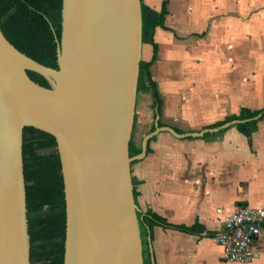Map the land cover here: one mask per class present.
Instances as JSON below:
<instances>
[{"label": "water", "instance_id": "95a60500", "mask_svg": "<svg viewBox=\"0 0 264 264\" xmlns=\"http://www.w3.org/2000/svg\"><path fill=\"white\" fill-rule=\"evenodd\" d=\"M143 0H63L59 67L0 25V221L6 262L31 264L24 128L58 141L67 203L64 264H145L131 156ZM32 69L49 81L34 80Z\"/></svg>", "mask_w": 264, "mask_h": 264}, {"label": "crops", "instance_id": "0c3cea01", "mask_svg": "<svg viewBox=\"0 0 264 264\" xmlns=\"http://www.w3.org/2000/svg\"><path fill=\"white\" fill-rule=\"evenodd\" d=\"M165 1L168 13L165 26L156 28L151 68L161 102L149 90L138 104L135 139L142 140V151L147 144L131 167L139 209L173 224L150 229L149 264H264V221L255 241L260 253L251 261H228L215 239L223 218L238 206H264V116H257L251 134L242 131V119L228 120L246 106L234 109L232 92L222 94L224 105L214 97L198 111L196 80L188 72L196 65V38L204 34L202 0L145 2L160 11ZM154 55V43L146 42L142 60Z\"/></svg>", "mask_w": 264, "mask_h": 264}, {"label": "trees", "instance_id": "16d2710c", "mask_svg": "<svg viewBox=\"0 0 264 264\" xmlns=\"http://www.w3.org/2000/svg\"><path fill=\"white\" fill-rule=\"evenodd\" d=\"M62 10L63 0H0V25L6 36L20 50L46 65L58 68V45L63 30ZM167 13V1L158 11L143 0V40L154 43L155 55L152 60H141L139 80L142 87L146 86L152 91L157 103L161 99L151 68L157 57L156 28L158 25L165 26ZM28 72L34 80L49 86L48 79L41 73L32 69ZM259 114L264 116V108L252 109L245 106L240 114H234L228 120L242 119L238 124L240 129L251 134L258 126ZM141 151L142 148H138L131 141V156ZM24 166L31 264H64L67 203L56 136L36 126H25ZM138 215L141 219L142 235L149 234L150 229L157 224L173 225L153 210L144 212L139 209Z\"/></svg>", "mask_w": 264, "mask_h": 264}, {"label": "rangeland", "instance_id": "374dc122", "mask_svg": "<svg viewBox=\"0 0 264 264\" xmlns=\"http://www.w3.org/2000/svg\"><path fill=\"white\" fill-rule=\"evenodd\" d=\"M202 11L204 34L196 38V65L188 72V79L198 85L194 106L203 111L202 102L214 97L224 105L222 94L232 92L229 100L234 109L244 105L264 108V0H202ZM149 92L139 80L131 138L138 148L143 142L135 139L137 108ZM142 238L144 261L149 264L148 234Z\"/></svg>", "mask_w": 264, "mask_h": 264}, {"label": "built area", "instance_id": "2783aa9c", "mask_svg": "<svg viewBox=\"0 0 264 264\" xmlns=\"http://www.w3.org/2000/svg\"><path fill=\"white\" fill-rule=\"evenodd\" d=\"M264 206L240 205L223 218L215 239L224 247L231 262L251 261L259 255L255 241L262 232Z\"/></svg>", "mask_w": 264, "mask_h": 264}, {"label": "bare ground", "instance_id": "6f19581e", "mask_svg": "<svg viewBox=\"0 0 264 264\" xmlns=\"http://www.w3.org/2000/svg\"><path fill=\"white\" fill-rule=\"evenodd\" d=\"M4 198V194H0V203ZM5 235H4V225L2 221H0V264H4L6 262V249H5Z\"/></svg>", "mask_w": 264, "mask_h": 264}]
</instances>
